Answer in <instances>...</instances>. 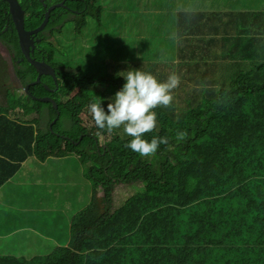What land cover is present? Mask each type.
<instances>
[{
    "label": "trees",
    "instance_id": "1",
    "mask_svg": "<svg viewBox=\"0 0 264 264\" xmlns=\"http://www.w3.org/2000/svg\"><path fill=\"white\" fill-rule=\"evenodd\" d=\"M18 1L28 31L60 5L31 37L30 57L50 65L54 76L43 75L27 93L40 73L0 0V43L22 87H7L0 53V189L31 159L39 170L62 168L60 160L74 155L93 188L66 246L42 261L0 256V264H264V10L257 6L264 0H145L143 7L130 0L120 23L142 34L122 41L114 31L112 71L73 68L56 51L62 37L115 14L103 0ZM135 70L158 82L173 73L180 79L171 104L153 109L155 129L142 137H167L171 151L161 144L142 157L126 147L132 137L123 126L108 131L92 119L88 106L107 110L122 76ZM35 98H50L57 108ZM178 132L187 133L184 141L177 142ZM134 183L142 188L114 206L116 187Z\"/></svg>",
    "mask_w": 264,
    "mask_h": 264
},
{
    "label": "rangeland",
    "instance_id": "2",
    "mask_svg": "<svg viewBox=\"0 0 264 264\" xmlns=\"http://www.w3.org/2000/svg\"><path fill=\"white\" fill-rule=\"evenodd\" d=\"M130 0H103L102 4L115 13L102 18L101 23L93 22L83 30L81 35L69 33L62 37L56 46L59 58L67 61L69 66L90 69L93 65L106 66L113 70L111 64L116 57L112 35L116 30L122 41H138L142 30L135 29L131 23H120L125 4ZM141 7L145 0H136ZM212 0H190V5L209 4ZM224 3L220 4L223 6ZM264 10V3L257 4ZM236 9V5L232 4ZM176 9L174 12L178 13ZM120 15V16H119ZM154 46L161 44L154 43ZM0 53L6 63L9 82L7 87L21 90L22 87L13 74L7 48L0 43ZM102 64V65H100ZM2 79L3 70L0 68ZM123 69L117 72L121 74ZM87 115V112L84 113ZM104 141V140H103ZM102 141V142H103ZM62 168H55L49 163L45 168L35 159H31L25 170L20 172L13 183L4 185L0 199L9 201L11 205L0 204V252L21 259L34 260L53 253L58 244L66 246L70 241V225L73 217L90 204L92 197L91 181L83 174L84 168L77 157L70 156L61 161ZM32 174H30V173ZM142 186L120 184L114 192V206L120 201L130 198ZM135 190H134V189ZM128 198V199H129ZM126 199V200H128ZM17 221V231L12 228V235H7L6 226Z\"/></svg>",
    "mask_w": 264,
    "mask_h": 264
},
{
    "label": "clouds",
    "instance_id": "3",
    "mask_svg": "<svg viewBox=\"0 0 264 264\" xmlns=\"http://www.w3.org/2000/svg\"><path fill=\"white\" fill-rule=\"evenodd\" d=\"M123 87L116 92L114 101L107 104V110L102 103H91L89 111L95 125L108 131L123 126L124 132L132 137L127 148L142 157H151L156 154L161 144L168 150H173L167 137H153L150 141L142 139L145 133L152 132L156 127V113L153 109L168 107L172 102V90L177 88L180 79L172 74L165 82H158L150 73L139 70L127 71ZM100 99V98H98ZM186 132H178L177 142L184 141Z\"/></svg>",
    "mask_w": 264,
    "mask_h": 264
},
{
    "label": "water",
    "instance_id": "4",
    "mask_svg": "<svg viewBox=\"0 0 264 264\" xmlns=\"http://www.w3.org/2000/svg\"><path fill=\"white\" fill-rule=\"evenodd\" d=\"M8 3L9 5V9H10V13L12 15L14 24H15V28L17 31V35L19 37V42H20V46L22 48V51L26 57V59L33 64L34 66H36L37 71H39L40 73V77L39 79H37L36 82L26 86L25 90L27 91V93L29 95H31L29 93V88L31 85H35V84H39L41 82V77L47 73H51L54 76V70L52 69V67L50 65H48L45 62H41V61H37L33 58L30 57V52H31V47L34 46L33 44V40L31 39V37L36 34L41 32L42 30H44L46 28V26L49 23V19H50V12L52 10H54L55 8L59 7L60 5H55L54 7L50 8V12L48 13L47 19L44 21V23L41 25V27L32 30V31H28L25 28V11L22 9V7L19 4L18 0H4ZM37 101H42V102H51L53 103L54 107L57 108V104L54 100L50 99V98H35Z\"/></svg>",
    "mask_w": 264,
    "mask_h": 264
},
{
    "label": "crops",
    "instance_id": "5",
    "mask_svg": "<svg viewBox=\"0 0 264 264\" xmlns=\"http://www.w3.org/2000/svg\"><path fill=\"white\" fill-rule=\"evenodd\" d=\"M1 191H2V188L0 189V194H1ZM6 202H7V201L3 202V201L0 199V204H1V205H7V204H5ZM16 222H17V221H14V223H13V224H14V226H13L14 232L17 231ZM9 228H10V229L12 228L11 225H10ZM5 229L8 230L7 235H12V231H10V230L8 229V226H6ZM0 236H1V235H0ZM61 245H62V244H58V246H61ZM0 256H4V257H5V256H10V254H6V253H1V252H0ZM14 257H15V256H14Z\"/></svg>",
    "mask_w": 264,
    "mask_h": 264
}]
</instances>
